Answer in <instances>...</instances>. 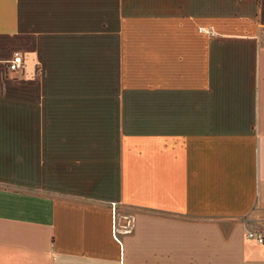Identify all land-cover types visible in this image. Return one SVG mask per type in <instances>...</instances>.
Instances as JSON below:
<instances>
[{
  "label": "crops",
  "instance_id": "1",
  "mask_svg": "<svg viewBox=\"0 0 264 264\" xmlns=\"http://www.w3.org/2000/svg\"><path fill=\"white\" fill-rule=\"evenodd\" d=\"M262 227L264 0H0V264H264Z\"/></svg>",
  "mask_w": 264,
  "mask_h": 264
},
{
  "label": "built area",
  "instance_id": "2",
  "mask_svg": "<svg viewBox=\"0 0 264 264\" xmlns=\"http://www.w3.org/2000/svg\"><path fill=\"white\" fill-rule=\"evenodd\" d=\"M6 69L10 74L22 73L24 69V57L19 53H15L9 58L6 63ZM115 207V205L113 204ZM126 229L124 232H127ZM246 239L248 241L254 242L257 245L264 246V227L256 230H248L246 232Z\"/></svg>",
  "mask_w": 264,
  "mask_h": 264
}]
</instances>
